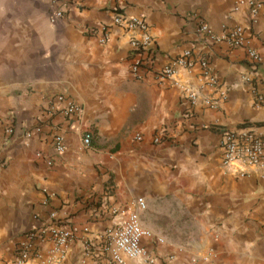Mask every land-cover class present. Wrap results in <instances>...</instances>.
<instances>
[{"label": "crops", "instance_id": "0c3cea01", "mask_svg": "<svg viewBox=\"0 0 264 264\" xmlns=\"http://www.w3.org/2000/svg\"><path fill=\"white\" fill-rule=\"evenodd\" d=\"M236 1L123 0L117 12L143 18L157 50L139 80L131 74L130 42L143 32L112 24L115 0H0V264L11 263L26 232L51 213L79 229L57 264H108L99 236L138 197L145 201L142 226L162 242H145L146 256L124 264H264V176L250 165L225 167L212 129L247 122L264 130V106L242 80L250 72L242 48L196 41L197 18L215 32L241 23L247 8L234 11ZM61 3L64 17L51 24L48 14ZM251 33L249 44L263 58L257 73L264 94V11ZM188 47L209 57L228 88L218 109L204 100L221 90L205 83L197 64L156 79ZM58 95L81 108L69 122L55 115L67 146L61 155L45 123ZM36 124L44 133L26 137ZM52 247L49 237L37 241L28 264H52Z\"/></svg>", "mask_w": 264, "mask_h": 264}, {"label": "built area", "instance_id": "2783aa9c", "mask_svg": "<svg viewBox=\"0 0 264 264\" xmlns=\"http://www.w3.org/2000/svg\"><path fill=\"white\" fill-rule=\"evenodd\" d=\"M55 1V0H54ZM62 1V0H60ZM116 1V12L119 10L123 0ZM247 8V14L243 21L232 27H225L220 32L213 31L202 18H197L196 41L213 42V44H222L230 49L242 48L244 57L250 65V72L242 76L243 82L248 86L254 97V104L257 107L264 106V94L259 87V78L257 68L263 62V58L250 44L252 26L257 22L261 11H264V2L260 0H238L234 5V11L240 7ZM66 11V6L61 3L60 8L49 12L51 23L62 19ZM112 24L124 28L127 31L134 29L143 32L140 39H133L130 42L131 47V74L135 79H143L144 74L151 69V63L156 55V48L153 39L147 34V22L143 18L129 17L121 12H117L112 20ZM102 33L100 42L104 43L107 39V27L100 26ZM87 34H93L94 30L88 28ZM199 65L201 76L205 83L221 90L219 97L214 99L209 97L204 100L205 106L211 109H218L220 101L227 99L228 88L225 87L217 77L214 66L208 56L193 53V49H182L177 56L171 59L167 64L155 71L156 79L162 81L175 75L178 69H191ZM191 102L196 100V95L190 93L187 97ZM81 113V108L70 98L64 95L55 96L49 102L48 118L45 121L49 126L48 136L53 146L55 155L63 154L66 149V141L61 126L55 121V115L59 114L65 122L77 118ZM45 125V124H44ZM206 126H202V128ZM212 129L216 130L220 136V148L222 150V164L230 167L233 164L250 165L258 168L264 176V130L251 123L243 122L238 125H214ZM8 134L12 133V128L8 127ZM32 133L42 135V127L39 124L26 133L30 138ZM165 137L162 133L153 139L154 143H159ZM134 139L141 141L140 135H135ZM91 134L85 132L82 135L83 147H89ZM39 156V155H38ZM52 158H47V165H52ZM145 210V201L138 197L134 201L125 219L116 222L105 229L99 236L100 251L108 264H124L125 260H139L146 256L145 242H159L161 239H155L154 234L144 226L140 221V211ZM118 210L112 211L113 218L116 217ZM79 229L72 223L64 222L55 213L49 215V222L41 226H33L26 232L24 239L17 244L14 259L9 264H28L36 254V243L49 237L52 240L53 247L49 251L50 262L58 263L56 256H64L69 245L75 239ZM147 262V261H146ZM151 263L150 261H148Z\"/></svg>", "mask_w": 264, "mask_h": 264}, {"label": "trees", "instance_id": "16d2710c", "mask_svg": "<svg viewBox=\"0 0 264 264\" xmlns=\"http://www.w3.org/2000/svg\"><path fill=\"white\" fill-rule=\"evenodd\" d=\"M259 125L264 126V122L260 123Z\"/></svg>", "mask_w": 264, "mask_h": 264}, {"label": "rangeland", "instance_id": "374dc122", "mask_svg": "<svg viewBox=\"0 0 264 264\" xmlns=\"http://www.w3.org/2000/svg\"><path fill=\"white\" fill-rule=\"evenodd\" d=\"M48 20H49V17H48ZM49 22H50V20H49ZM51 23V22H50ZM52 24V23H51Z\"/></svg>", "mask_w": 264, "mask_h": 264}]
</instances>
